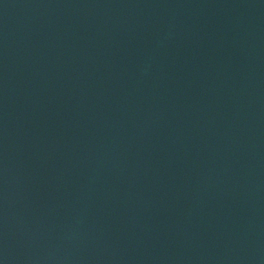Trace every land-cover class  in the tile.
Returning <instances> with one entry per match:
<instances>
[{"label":"water","instance_id":"water-1","mask_svg":"<svg viewBox=\"0 0 264 264\" xmlns=\"http://www.w3.org/2000/svg\"><path fill=\"white\" fill-rule=\"evenodd\" d=\"M0 264H264V0H0Z\"/></svg>","mask_w":264,"mask_h":264}]
</instances>
